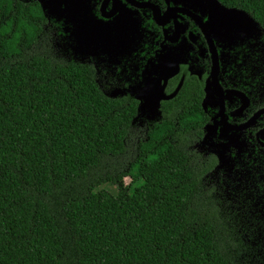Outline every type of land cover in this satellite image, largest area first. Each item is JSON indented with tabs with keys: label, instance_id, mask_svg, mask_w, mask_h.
Masks as SVG:
<instances>
[{
	"label": "trees",
	"instance_id": "1",
	"mask_svg": "<svg viewBox=\"0 0 264 264\" xmlns=\"http://www.w3.org/2000/svg\"><path fill=\"white\" fill-rule=\"evenodd\" d=\"M220 1L264 26V0ZM46 24L0 0V264H255L199 191L188 110L139 136Z\"/></svg>",
	"mask_w": 264,
	"mask_h": 264
},
{
	"label": "flooded vegetation",
	"instance_id": "2",
	"mask_svg": "<svg viewBox=\"0 0 264 264\" xmlns=\"http://www.w3.org/2000/svg\"><path fill=\"white\" fill-rule=\"evenodd\" d=\"M20 1L39 3L60 58L134 103L139 136L188 110L199 191L264 264V26L220 0Z\"/></svg>",
	"mask_w": 264,
	"mask_h": 264
},
{
	"label": "rangeland",
	"instance_id": "3",
	"mask_svg": "<svg viewBox=\"0 0 264 264\" xmlns=\"http://www.w3.org/2000/svg\"><path fill=\"white\" fill-rule=\"evenodd\" d=\"M238 236V235H237ZM239 237V236H238ZM240 238V237H239ZM241 239V238H240ZM244 242V240H243ZM245 244V243H244ZM253 240L251 239V241H249L247 243L248 246L252 247L253 246ZM254 247H256V245L254 244ZM238 249L240 247H237ZM242 256L244 257V259L246 260H252L255 264H260L261 262H259L260 260V255H259V252L257 251L256 253L253 252H250L248 251L247 247L245 246V250H243V253H242Z\"/></svg>",
	"mask_w": 264,
	"mask_h": 264
},
{
	"label": "water",
	"instance_id": "4",
	"mask_svg": "<svg viewBox=\"0 0 264 264\" xmlns=\"http://www.w3.org/2000/svg\"><path fill=\"white\" fill-rule=\"evenodd\" d=\"M229 10H231V11H235V12H238L240 9H237L236 7H234V8H231V9H229ZM244 11V10H243ZM245 12V11H244ZM255 24V23H254Z\"/></svg>",
	"mask_w": 264,
	"mask_h": 264
}]
</instances>
